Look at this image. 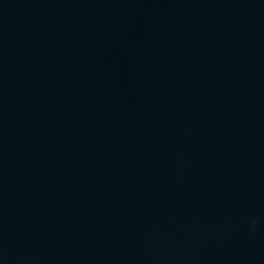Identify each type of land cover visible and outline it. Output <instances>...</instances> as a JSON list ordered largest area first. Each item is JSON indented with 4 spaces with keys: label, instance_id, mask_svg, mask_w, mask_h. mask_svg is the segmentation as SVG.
<instances>
[{
    "label": "water",
    "instance_id": "obj_1",
    "mask_svg": "<svg viewBox=\"0 0 264 264\" xmlns=\"http://www.w3.org/2000/svg\"><path fill=\"white\" fill-rule=\"evenodd\" d=\"M0 264H264V0H0Z\"/></svg>",
    "mask_w": 264,
    "mask_h": 264
}]
</instances>
